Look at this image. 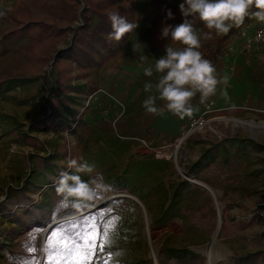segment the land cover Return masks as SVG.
<instances>
[{
	"label": "rangeland",
	"instance_id": "1",
	"mask_svg": "<svg viewBox=\"0 0 264 264\" xmlns=\"http://www.w3.org/2000/svg\"><path fill=\"white\" fill-rule=\"evenodd\" d=\"M15 1L0 0V32L9 25L6 13L12 11ZM181 2L182 0H133L132 10L135 23L139 24V27L131 32L121 46L119 54L103 66L92 65L82 71L72 65L69 75H80L71 81L72 85L84 87L69 93L74 100L63 103L60 117H51V100L47 98L49 85L47 82L42 84L40 78L34 80V86H30L29 91L27 84L20 85L0 96V188L4 191L0 196V264H24V258L30 260L36 253L40 259L39 245L48 236V233L45 237L42 235L45 228L38 231L22 226L13 232L17 227L14 218L26 210L37 211L45 192L56 200L63 199L50 191L56 187L62 172L69 171V174L79 175L84 181L95 178L107 185L109 178L121 175L131 164L150 157L167 162L168 168L153 172L150 178L140 179L141 182L135 186V191L140 195H146L145 190L148 188L153 190L147 195L146 205L127 189H116L108 185V191L98 195L96 201L89 204L91 207L107 197H115L105 207L97 209L104 212L106 221L115 216L120 217L112 233V243L105 251L113 253V264H207V246L212 241L218 225L215 205L206 191L187 182V178L176 170L173 155L162 151L164 148L175 146L180 130L179 134L173 137L156 133L152 128L155 117L168 111L166 102L158 99L159 93L154 87L161 75L155 72V61L166 55V45L177 49L182 47L169 40L164 46L153 49V38L157 37L159 21L166 15V11L173 10ZM262 23L249 18L246 25L254 28ZM194 28L198 31H208L201 21ZM213 36L219 37L214 33ZM2 47L4 46L0 44V51ZM59 47L63 48L62 45ZM237 50H240V44L235 37L229 44L228 51L216 56L217 66L214 74L219 76L218 81H221L223 78H220L219 73L227 70L224 78L227 84L223 81L218 83L215 94L203 102L200 96H194L190 101V115L180 116L172 113L182 126L201 116L209 98L218 102L212 113L206 116L209 122L180 144L177 152L178 165L187 176L209 186L221 207V225L224 221L227 234L223 233L220 225L212 251L213 255L218 257L212 255L211 264H238L231 261L230 257L253 253L257 256L250 257L248 262L240 264H264V208H261L264 205V173L257 172L264 167V149L246 146L247 167L217 163L198 173L191 170L202 147H208V144H198L195 141H220L234 134L246 135L247 139L251 140L250 134L243 128L233 127L222 118L264 121V47L259 50L263 52L259 58L252 61L248 58L244 65L242 64L243 67H250L247 74L249 83L244 89L240 86V91L234 95L231 90L233 80L228 78L232 73L229 67L234 64L235 68L236 63L235 60H226V57L231 53L237 55ZM0 61L12 71L31 68L24 61L21 50L0 54ZM147 67L153 68L151 77L144 74ZM49 70L48 66L43 68V71ZM53 78L54 76L51 79ZM149 83L153 88L145 91V84ZM149 96L157 97L155 104L161 112L151 114L145 110L143 102ZM9 117L14 118L18 125L11 122ZM33 123H37L38 131H32L29 135L44 144L46 153L15 140L16 132L27 133ZM256 143L264 146V136L260 135ZM113 144L124 147L127 152H114L111 150L115 146ZM33 153L41 156L52 155L53 174H39L35 177L36 180L26 182L34 174L31 171L35 168L32 161L28 162V169H24L22 165L25 157ZM104 154H107L108 158ZM69 159L77 160L78 165H94V171L85 173L68 169ZM199 177L202 180L197 179ZM176 182H187L191 187L181 194L173 206L178 215L158 227L154 224V219L165 194L156 188L162 185L167 189ZM17 186L26 189L27 198L20 199L19 204L13 205L7 201V191L9 187ZM119 190L136 197L141 204L138 206L123 197H116L123 192ZM206 198L211 199L213 214L203 202ZM83 209L86 208L74 207L69 211L77 212ZM249 217L251 222H244ZM41 218L42 216H39V219ZM25 221L29 227L32 226L29 220ZM32 238H36L38 250L35 253L28 250ZM162 247L187 249L202 258L181 262L166 254L160 255ZM8 252L14 253L19 259L16 262L10 260ZM117 253L119 255H116ZM42 256L41 264L45 259L44 254Z\"/></svg>",
	"mask_w": 264,
	"mask_h": 264
},
{
	"label": "trees",
	"instance_id": "2",
	"mask_svg": "<svg viewBox=\"0 0 264 264\" xmlns=\"http://www.w3.org/2000/svg\"><path fill=\"white\" fill-rule=\"evenodd\" d=\"M82 3L85 4V7L82 6ZM132 9L133 0H26V2L16 0L12 6V11L6 13L9 25L4 31L0 32V44L4 46L0 54L10 50H21L24 61L31 68L30 70H17L21 72L19 73L4 67L2 61H0V78L2 79L0 80V96L6 91L20 85L25 86L27 84V91H29L30 86H34V80L40 78L42 79V84L47 82L49 85L47 98L51 100L53 112L51 113V117H60L63 103L74 100V97L69 93L84 87L83 85H72L71 81L80 76L79 74L75 76L69 75L72 65L77 70L83 71L92 65L101 67L115 58L131 32L127 33L119 42L108 40V34L112 31L109 15L111 13H118L128 22L135 23ZM171 11L175 18L166 22L173 26L182 23L183 17L179 12V5ZM188 19L193 26L200 21L198 18L193 17H189ZM165 20L166 15L159 21L156 32L157 39L153 38L155 39L153 40V49L164 46L170 40V38H161V28ZM248 20L249 18H246L242 25H246ZM240 26L233 27L227 34L219 37L213 36V39L203 42L199 51H201L203 58L211 62L214 69L217 66L216 56L228 51L229 44L233 38L236 37L238 39ZM60 45L63 48H60ZM47 66L50 67V70L43 71V68ZM52 76H54L53 79H51ZM196 96H200V94ZM191 104L190 102V107H192ZM9 120L18 125L14 118L9 117ZM32 131H38L37 123H33L27 133L16 132L15 140L46 153L44 144L29 135ZM195 143L208 144V147H202L200 150L198 159L191 167L194 173L208 169L217 163L226 165L237 164L247 167L246 146L249 145L253 149H264L262 144L247 139L246 135L239 136L236 134L220 141L210 139L206 143L203 141H195ZM104 155L108 158L107 154ZM30 161L33 162L35 169L31 171L34 174L26 182L36 180L35 177L37 175H45L51 173L53 170L52 155L29 154L25 157L22 167L28 169V162ZM165 168H168L167 162H161L150 157L131 164L121 175L109 178L107 185L116 189H127L130 194L138 197L146 205L147 195L151 194L153 190L148 188L145 190L146 195H140L135 191V186L141 182L140 179L150 178L153 172L164 170ZM257 172L264 173V167ZM197 179L202 180L200 177ZM190 187L191 185L187 182L173 183L167 189L162 185L157 186L156 189L164 191L165 195L163 201L159 204L158 214L154 219L156 226L160 227L178 215V211L173 209V206L181 194ZM55 189L56 187H53L50 191L56 193ZM7 192V201L13 205L19 204L20 199L27 198L26 189L23 187H9ZM3 194L4 191L0 188V196ZM203 202L206 203V207L213 214L214 210L211 199L206 198ZM65 204L68 205L67 208L62 207ZM80 207L87 208L89 205H82ZM73 208V202H65L63 199L56 200L45 192L41 198L40 205L37 207V211L35 209L26 210L14 218L17 227L13 229V232L18 231L22 226L40 231L53 221L54 216H59ZM261 208H264V205ZM90 214L98 216L99 211L97 210L85 215ZM39 216H42V218L39 219ZM251 217L249 219L246 218L244 222L250 223ZM25 219L29 220L32 226L29 227L25 223ZM221 228L226 235L227 229L224 221ZM32 246L37 247L36 238H32L29 248ZM164 254L181 262L202 258V256L187 249L178 250L162 247L160 255ZM8 255L12 261L16 262L19 259L12 252H8ZM37 256L38 254L36 253ZM253 256H257V254L253 253L246 256L235 255L230 257V260L240 264L248 262L250 257ZM23 260V263L27 261L25 258Z\"/></svg>",
	"mask_w": 264,
	"mask_h": 264
},
{
	"label": "clouds",
	"instance_id": "3",
	"mask_svg": "<svg viewBox=\"0 0 264 264\" xmlns=\"http://www.w3.org/2000/svg\"><path fill=\"white\" fill-rule=\"evenodd\" d=\"M179 12L183 22L173 26L166 21L175 17L170 9L166 11L161 38H170L173 43L182 47L177 49L166 45V55L156 59L155 72L161 75L154 87L159 93L158 99L166 102L165 106L169 112L190 115L192 98L200 94L203 102L215 94L217 85L221 82L214 75L215 69L211 62L203 58L199 51L202 41L213 39V33L215 36L227 34L233 27L242 25L246 18L264 22V0H182ZM189 17L198 18L208 31H198ZM109 20L112 28L108 34L110 41L119 42L127 33L139 27V24L128 22L118 13H111ZM144 74L151 77L153 68H145ZM223 83L227 84V80ZM152 88V84H145V91ZM156 99L157 97L149 96L143 102V107L148 113L157 114L162 111L156 107ZM67 167L75 169L76 172L94 171V165H78L75 159H69ZM55 190L64 201H71L73 206L78 208L95 202L98 195L108 191V186L95 178L84 181L79 175L64 171Z\"/></svg>",
	"mask_w": 264,
	"mask_h": 264
},
{
	"label": "snow or ice",
	"instance_id": "4",
	"mask_svg": "<svg viewBox=\"0 0 264 264\" xmlns=\"http://www.w3.org/2000/svg\"><path fill=\"white\" fill-rule=\"evenodd\" d=\"M104 215L100 210L98 216L90 214L76 219L67 218L76 216L71 212L66 217L54 216V221L60 219L64 222L55 224L46 239L41 241L39 249L45 257L43 264H113V253L105 250L112 243V233L120 217L106 221ZM28 250L35 253L38 249L32 246ZM24 264H41V261L33 255Z\"/></svg>",
	"mask_w": 264,
	"mask_h": 264
},
{
	"label": "water",
	"instance_id": "5",
	"mask_svg": "<svg viewBox=\"0 0 264 264\" xmlns=\"http://www.w3.org/2000/svg\"><path fill=\"white\" fill-rule=\"evenodd\" d=\"M83 7H84V4H83ZM262 123V125L264 126V121H258V123ZM152 128L155 130L156 133H162V134H165V135H171L173 137H176L178 134H179V128H180V125L177 121V119L174 117V115L171 113V112H168V111H165V112H162L160 114H158L156 117H155V120L152 124ZM247 132V131H246ZM250 134V139L253 140L254 142H257L258 140V137L260 135H263L264 136V127L261 129V131L257 134L255 133H252V132H247ZM175 163V162H174ZM175 167H176V164H175ZM187 182L191 183V181L187 180ZM201 183V182H199ZM192 184V183H191ZM204 185V187L207 189H204L196 184L197 187L203 189L204 191H206L212 198V201L215 205V211H216V215H217V222H218V227L220 228V225H221V207L215 197V194L213 193V191L211 190V188L209 186H207L206 184L202 183ZM209 189V190H208ZM119 191H123L125 192L124 190H119ZM128 194V193H127ZM129 197H134V196H130V194H128ZM115 197L112 196V197H107L103 200H101L100 202H98L97 204L89 207V208H86V209H83L82 211H69L68 213H75L76 216H72V217H67L69 219H72V218H75V217H78V216H81V215H85L87 213H90L94 210H97V209H101L103 207H105L111 200H113ZM135 199H137L136 197H134ZM139 204H141V202L137 199V203L136 205L139 206ZM67 214V213H66ZM66 214L62 215L61 217H66ZM62 222V220L60 219H57L53 222H51L50 224H48L45 229H44V232H43V237H45L47 235V233L49 232V230L55 226V224L57 223H60ZM209 246V245H208ZM207 246V247H208ZM43 252L41 251V256H40V261L42 262V254Z\"/></svg>",
	"mask_w": 264,
	"mask_h": 264
},
{
	"label": "built area",
	"instance_id": "6",
	"mask_svg": "<svg viewBox=\"0 0 264 264\" xmlns=\"http://www.w3.org/2000/svg\"><path fill=\"white\" fill-rule=\"evenodd\" d=\"M238 41L240 44L239 52L245 56V60H248L252 53L257 52L264 47V22L259 27L254 28H251L248 25H241L238 34ZM233 65L229 67V70L232 72L234 70ZM214 104V101L210 100L206 104L200 117L180 126V136L177 140H181L183 142L188 139L194 131L207 124L209 120L206 116L212 113Z\"/></svg>",
	"mask_w": 264,
	"mask_h": 264
},
{
	"label": "bare ground",
	"instance_id": "7",
	"mask_svg": "<svg viewBox=\"0 0 264 264\" xmlns=\"http://www.w3.org/2000/svg\"><path fill=\"white\" fill-rule=\"evenodd\" d=\"M222 119H224L227 122H229L233 127H240V128H243L247 132H252V133H255V134L256 133L258 134L261 131V129L264 127L262 125V123H260V122L258 123V122L254 121V120H243V119H240V118H222ZM181 143H182L181 140H177L176 144H175V146L173 148L172 147H167V148L162 149V151L170 153V154L173 155L174 162L176 164V170L179 173H181L184 177H186L189 181H191V183L196 184V185L206 189L202 183H199L198 181H196V180L192 179L191 177L187 176L186 172L180 169V167L178 165L177 152L179 150V147H180ZM119 194L120 195H117L116 197H118V196L119 197H123V198H125L128 201L137 203V199H135L134 197H129V195H127L125 192H121ZM219 232H220V228L217 226L215 232L213 233L212 241L210 242V244L208 246L209 251L206 252V256L208 258L207 264H211V262H212V259H213V258L211 259L212 255H213L212 251H213V248L216 245V240H217V237L219 235ZM213 256L215 258L218 257V255H216V256L213 255Z\"/></svg>",
	"mask_w": 264,
	"mask_h": 264
},
{
	"label": "crops",
	"instance_id": "8",
	"mask_svg": "<svg viewBox=\"0 0 264 264\" xmlns=\"http://www.w3.org/2000/svg\"><path fill=\"white\" fill-rule=\"evenodd\" d=\"M263 49V48H262ZM261 49V50H262ZM238 51V50H237ZM237 53V52H235ZM263 52H260V51H257V52H254L250 55L249 59L251 58V61L252 60H255V58H259V55H261ZM227 59L226 60H235V63H236V66L234 68V72H232L230 75H229V78L228 79H232L233 82H232V85H231V90L232 92L234 93V95L240 91V86L243 88H245V85L247 83H249V79H248V72L250 70V67H243L244 63H245V56L242 55L239 51L237 53V55L235 54H230L229 56L226 57ZM250 61V62H251ZM239 64V65H238ZM243 64V65H242ZM247 64V63H246ZM227 72V70H222L220 74V78L222 77L223 79L221 80V82L219 84L222 83V81H224V78H225V73ZM216 75V74H214ZM216 77H219V76H216ZM218 79V78H217ZM243 88V89H244ZM210 100H213L215 102V105H217V100L215 101L213 98H209V101ZM164 137V136H163ZM115 145V146H113ZM113 148H111V150H113L114 152L118 153H126L127 151L125 149H123L124 147H119V145L117 146L116 144H113ZM114 153V154H116ZM125 170V169H124ZM123 170V171H124ZM122 173V172H121ZM52 174H53V170H52Z\"/></svg>",
	"mask_w": 264,
	"mask_h": 264
}]
</instances>
